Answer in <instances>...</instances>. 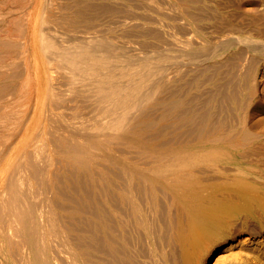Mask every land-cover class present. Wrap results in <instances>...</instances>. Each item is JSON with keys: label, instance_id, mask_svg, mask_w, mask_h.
<instances>
[{"label": "bare ground", "instance_id": "bare-ground-1", "mask_svg": "<svg viewBox=\"0 0 264 264\" xmlns=\"http://www.w3.org/2000/svg\"><path fill=\"white\" fill-rule=\"evenodd\" d=\"M148 1L0 0V264H264V0Z\"/></svg>", "mask_w": 264, "mask_h": 264}, {"label": "rangeland", "instance_id": "rangeland-1", "mask_svg": "<svg viewBox=\"0 0 264 264\" xmlns=\"http://www.w3.org/2000/svg\"><path fill=\"white\" fill-rule=\"evenodd\" d=\"M112 0H110V2H108V5H109V7L111 6V8H112V6L113 7H115L114 9H111V8H109V10H105V12H103V17H104V21H105V25L108 27V28H106V30H107V35H108V38H109V41H110V44H109V47H110V49L111 48H113V44L112 43H114L115 45H116V43H117V41H118V43H117V46L119 47V49H120V51L118 50V54H120V56H121V48H122V46L124 45V43H126V44H132V46H134V47H137V48H139V49H143V48H146L147 47V44H148V47H149V32H150V19H146L148 16H150V14L149 13H151L149 10H150V8H149V4H148V0H144V6H146V7H142V8H140V6H139V0H123L122 1V5H120V3L117 5V3L115 4L114 2H111ZM32 2V1H31ZM105 2H107V1H105ZM104 2V3H105ZM127 2H129V3H127ZM131 2V3H130ZM124 3H125V5H124ZM135 3V5H137V6H134L133 4ZM147 3V4H146ZM22 4V3H21ZM128 4V5H127ZM105 5H106V3H105ZM123 6V7H122ZM124 6H126L125 8H124ZM118 7V8H117ZM122 7V8H121ZM131 7V8H130ZM139 7V8H138ZM117 8V9H116ZM134 8H136V10H133ZM137 8H138V10H137ZM145 8V9H144ZM117 11H116V10ZM141 9V10H140ZM148 9V10H147ZM115 11V13H113L114 11ZM119 10H120V12L121 13H119ZM126 12H125V11ZM132 10V11H131ZM142 11V12H141ZM149 11V12H148ZM108 12V13H107ZM112 12V13H111ZM134 12V13H133ZM117 13H119V14H117ZM129 13V14H128ZM136 13V14H135ZM137 13H139V14H137ZM141 13V14H140ZM146 13V14H145ZM112 14H115V15H112ZM126 14V15H125ZM132 14H134V16L132 15ZM109 16V17H107V16ZM120 15H121V17H120ZM139 15H141V16H139ZM128 16V17H127ZM140 17L139 19L141 20L142 19V21H140V20H138L137 19V17ZM142 16L144 17V18H142ZM116 17V18H115ZM132 17H134V18H132ZM146 17V18H145ZM110 18V19H109ZM121 18V19H120ZM128 18V19H127ZM150 18V17H149ZM118 19V20H117ZM125 19H127V21L125 22ZM131 19H132V21H131ZM137 19V20H136ZM115 22H117L118 23V21H119V23L120 24H118L117 25V23H114L113 21ZM121 21V22H120ZM134 21V22H133ZM137 21H140V22H144V25H145V27L143 26V25H140V26H138L137 25ZM146 21V22H145ZM114 23V24H113ZM122 23H124V24H122ZM131 23V24H130ZM134 24H136V25H134ZM113 25V26H112ZM122 25H124V26H122ZM130 25V26H129ZM134 25V26H133ZM111 26V27H110ZM129 26V27H128ZM135 26H138V27H136V29L134 28ZM149 26V27H148ZM126 27H128V30H126L127 28ZM109 29V30H108ZM114 31H113V30ZM146 30H148V32L146 31ZM109 31V32H108ZM123 31V32H122ZM128 32V33H127ZM140 32L142 33V34H140ZM122 33H125V34H122ZM130 33V34H129ZM148 33V34H147ZM122 36H121V35ZM127 34V35H126ZM117 35V36H116ZM120 35V36H119ZM129 35V36H128ZM144 35V36H143ZM148 37H147V36ZM146 36V37H145ZM113 37V38H112ZM128 41V42H127ZM120 42H122V43H120ZM145 44H146V46H145ZM113 49H115V51H116V48L114 47ZM112 55V54H111ZM109 55L110 57H116L115 55ZM117 60H119V61H117ZM116 63H115V62ZM112 61H110L109 60V64L111 63ZM118 62H121V59H118V58H116V59H114L113 60V64H114V70H116V68H117V70H118V67H119V63ZM117 64H118V66H117ZM113 69H110L109 68V72H110V74L112 73V71L114 72V70ZM116 72V71H115ZM112 78H113V76H112V74H111V76L109 77V79L112 81ZM118 79H119V77H117ZM89 111H90V109H89ZM76 204V203H75ZM76 206V205H75ZM82 217V218H81ZM83 217H85V218H83ZM78 218H79V220H78ZM80 219H81V221H83V222H81L80 221ZM83 219V220H82ZM80 222V223H82V225H83V228H82V225L78 222V221ZM86 220V221H85ZM75 224L76 225H74V227H75V230L77 231V234H78V238L79 237H82V238H80V239H78V240H80V241H83L84 242V240H85V242L86 241H88V239H89V236H87V235H89V225H88V222H87V218H86V214L84 213V214H82L80 217H77L76 219H75ZM87 222V224H85V223ZM77 223H78V226H77ZM80 226H81V228H80ZM78 227V229H76ZM86 227V228H85ZM82 229V230H81ZM83 234H82V233ZM81 233V234H80ZM85 233V234H84ZM83 235H85L84 236V238H83ZM87 236V237H86ZM82 239V240H81Z\"/></svg>", "mask_w": 264, "mask_h": 264}]
</instances>
